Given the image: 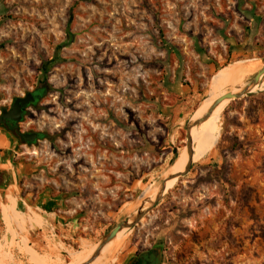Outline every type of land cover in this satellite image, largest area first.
Masks as SVG:
<instances>
[{"label":"rangeland","instance_id":"obj_1","mask_svg":"<svg viewBox=\"0 0 264 264\" xmlns=\"http://www.w3.org/2000/svg\"><path fill=\"white\" fill-rule=\"evenodd\" d=\"M47 62L50 89L25 127L51 143L29 150L24 157L39 173L22 180L15 173L14 186L37 196L33 204L46 200L38 199L45 189L70 201H58L68 225L56 228L58 216L45 215L53 226L33 232L43 245H28L39 264H75L171 176L202 101L239 90L215 92L219 74L250 64L247 88L264 67V0H0L1 98L35 88ZM218 204L227 207L223 217L235 211V224L223 240L208 243L207 233L199 245L195 213L208 208L218 226ZM16 227L7 247L0 243V264H35L20 250L26 232ZM2 228L0 212V237ZM119 243L108 264L155 244L167 249L168 264H184V253L198 248L203 264H215L226 247L248 252L240 264H264V77L255 92L223 102L209 146L194 148L189 173Z\"/></svg>","mask_w":264,"mask_h":264},{"label":"crops","instance_id":"obj_2","mask_svg":"<svg viewBox=\"0 0 264 264\" xmlns=\"http://www.w3.org/2000/svg\"><path fill=\"white\" fill-rule=\"evenodd\" d=\"M8 148H9L8 139L3 134H0V201L5 200L7 202L6 205H3V204L0 205L1 220L3 222L2 236L0 237V243H3V245L7 247L9 243V239H10L9 235L12 233L13 237H16L15 233L13 232V229L14 228L17 229L16 226H18L23 232H26V235L22 239L23 241L21 243V246L19 247L20 250L24 254L28 255L35 262V264H39L37 257H40V255H38L35 251H33L29 247L28 244L31 243L32 246H34L35 244L43 245L44 237L40 236V234L38 233L40 237H38L37 239H34L33 237H37V236H33L34 235L33 232L34 231L43 232L44 227L47 228L48 226H51V227L53 226V223H49V220L46 218L45 215L58 216V219H59L58 224L54 223L56 228L67 226L68 224L60 223V219L64 221V218L61 215L62 214L64 215L66 213V210H64L65 207L62 208V206L60 207V205L58 204V201L63 202L62 200L53 199L50 202L45 200L41 204L39 203L33 204L32 198L35 199L37 196L35 197V195L31 193L21 194L17 192V188L16 186H14L16 184V179L14 178V176H15V173H18V172L14 168V165L11 162L12 154L10 153ZM209 160L210 161L206 163L204 167H211V164L214 162V159L211 158ZM67 202H70V201H65V203ZM44 203H47L45 207H43ZM217 206H218L216 207L217 209H213L214 214L222 216L223 215L222 212H224V210L227 209V207L223 205H219V204ZM205 211L209 212V209L208 208H206L205 210L203 209L201 212L204 215L202 216H199V210L196 211L195 213V220H199L200 227L197 229H194V232H196L195 233L196 235L194 237L195 238L197 237L196 240L200 241L199 245L204 243L205 240H203V237L207 233H211L210 239L207 240L208 243H214V242H219L223 240L222 236L226 231L228 232V229L231 227L230 223L232 222L235 224V220H236L234 216L235 211L230 210V211H233L232 212L233 215H231V218L228 217L227 215L226 217H223L224 216L223 215L222 221L218 222L219 225L216 226L217 224L212 223L216 217L212 218L211 220L212 224H210V221H208L209 218L211 217L210 213L206 215ZM227 211L230 212L229 210ZM241 227H244V225H241ZM225 229L227 230L225 231ZM236 231L237 230H235V233ZM236 234L237 235L243 234V232L242 231L239 232L238 230ZM189 236L190 235H186L185 238ZM245 236L246 235L243 234V237H240V238L244 239ZM123 244L124 243H119L115 248H113L111 253L100 264H108L110 259L118 252V250L122 247ZM85 246H86L85 244L82 245L79 251L80 252L83 251ZM226 249L228 251L226 257L223 256L225 255L223 251L217 252L216 249L209 250V252L211 251V253L215 255L217 258H221V256L225 257L224 259H218L220 261L215 262V264H236V262L240 264L244 262L248 257L247 256L248 252L237 253L234 250H231V249L229 250L227 247ZM203 255H204V252H201V250H199L198 248V250L195 251L194 256L192 257L190 256V258H188V255L184 253V256L181 259L184 258V261H183L184 264H189V261L191 259H194V264H203V260L205 259ZM231 257L232 258L235 257V259L228 260ZM122 261H123V258L121 259L120 262L115 263L113 261V263L111 264H122Z\"/></svg>","mask_w":264,"mask_h":264},{"label":"flooded vegetation","instance_id":"obj_3","mask_svg":"<svg viewBox=\"0 0 264 264\" xmlns=\"http://www.w3.org/2000/svg\"><path fill=\"white\" fill-rule=\"evenodd\" d=\"M49 74V62L43 63L37 77V85L31 90L25 91V93L19 96L14 95L9 100H3L0 95V133H2L8 139V150L12 154V164L17 170L20 180L23 177L32 178L35 174L39 173L38 169L34 168L29 156V150L31 148H37L39 144L51 143V139L44 131L31 129L26 119L30 113H34L40 110L42 103L50 89L48 84ZM29 97V98H28ZM28 98V99H27ZM25 106L21 107L18 115L19 121H13L10 118L3 117V112L10 113L19 100H26ZM20 105V104H19ZM25 125H27L25 127ZM22 156V158H17ZM49 189H45L42 195H38V199L44 197L48 202L53 199L65 201L63 196L53 197ZM37 199V197H36ZM47 202V203H48ZM44 203V206L47 205ZM167 249L162 244H155L149 246L142 251L130 252L123 258L122 264H168L165 258Z\"/></svg>","mask_w":264,"mask_h":264},{"label":"bare ground","instance_id":"obj_4","mask_svg":"<svg viewBox=\"0 0 264 264\" xmlns=\"http://www.w3.org/2000/svg\"><path fill=\"white\" fill-rule=\"evenodd\" d=\"M261 71V70H260ZM259 71V72H260ZM253 72V67L250 64H234L227 68H225L218 76L216 84H215V92L221 91L225 89V87H228L230 90H237L236 92H228L232 95H237L241 93L246 87L245 82L249 75ZM264 77L262 75L260 82L255 87H250L249 91L252 93L255 92L258 87L260 86L261 80ZM248 87V86H247ZM227 89V88H226ZM227 92L223 93H217L213 94L210 97L204 99L200 105V107L197 109V111L194 113V115L191 117V122L195 123L197 121H200L204 119L201 123L198 124L199 129L197 130V127H193L190 132V140H191V162L193 163V151L195 148L196 154H201L205 151V149L209 146L213 135L215 131L216 124L218 122L219 116L221 114V109L223 107V103L220 104L214 111L211 113L210 116H208L206 119V115L208 114V111L211 109L212 105L215 103L216 100L220 99L221 97L228 94ZM228 102V101H224ZM189 162V155L188 151L186 149L184 157L177 162L173 170L171 171V176H177L179 174H182L187 167ZM178 181V178L169 181L166 185V191L164 195L171 190L175 182ZM160 193V190L148 201L153 202L158 194ZM148 202L144 205V207L148 206ZM128 230H123L122 232L118 233L117 236L108 243L103 250L100 252L99 256L91 263V264H100L102 261L111 253L113 247L115 244L119 243L122 238L125 236L126 232ZM97 249V246L94 245L85 255L82 257L79 261H77L75 264H85L87 263L92 255L95 253Z\"/></svg>","mask_w":264,"mask_h":264},{"label":"water","instance_id":"obj_5","mask_svg":"<svg viewBox=\"0 0 264 264\" xmlns=\"http://www.w3.org/2000/svg\"><path fill=\"white\" fill-rule=\"evenodd\" d=\"M262 75H264V67L261 69V71L257 75H255L253 77V79L249 83L248 87L246 89H244L241 93H239L237 95H232V94L228 93L225 96L221 97L220 99L216 100L215 103L212 105L211 109L208 111V114L206 115L205 119L208 116H210L211 113L214 111V109H216L224 101H230L231 102V101L240 100L241 98H243L248 93H251V91H249V88L250 87H255L256 85H258ZM27 99L26 100L17 101L10 113L6 114L5 112H3V117L10 118V119H12L13 121H16V122L19 121L18 115L20 113V109H21V107H23L26 104H28L27 103ZM203 120L204 119H202L200 121H197L195 123H192L190 121L188 127L186 128V139H187L186 149H187L188 155H189V162H188V165L185 168L184 172L182 174L177 175V176H170V177L164 179V181L160 185V193L158 194L156 199L153 202H148V206L147 207L140 206V208L138 209L136 214L131 219L122 222L120 225L116 226L113 230H111L103 238V240L100 242V244L97 246V249H96L95 253L92 255L91 259L85 264H91L99 256V254L103 250V248L108 243H110L117 236L118 233L122 232L123 230H130V229H133L134 227H136L140 223V221L145 216H147L150 213V211H152V209L155 208L157 206V204L163 199L164 193L166 191V185H167V183L169 181H172V180H174L176 178H178V179L182 178V177H184L185 175H187L189 173L190 167L192 165L191 152H190V148H191L190 132H191V129L193 127H195L196 125L201 123ZM173 154L177 155V150L176 149L173 150ZM172 163H173V161L170 164L172 165Z\"/></svg>","mask_w":264,"mask_h":264},{"label":"trees","instance_id":"obj_6","mask_svg":"<svg viewBox=\"0 0 264 264\" xmlns=\"http://www.w3.org/2000/svg\"><path fill=\"white\" fill-rule=\"evenodd\" d=\"M218 71H219V70H218ZM229 102H230V101H228L227 104H228ZM233 149H234V146H233L232 150H233ZM178 158H179V157H177L176 159L178 160ZM175 161H176V160H175ZM175 163H176V162H174V163H173L172 165H170L169 167H170V168H173V167L175 166Z\"/></svg>","mask_w":264,"mask_h":264}]
</instances>
